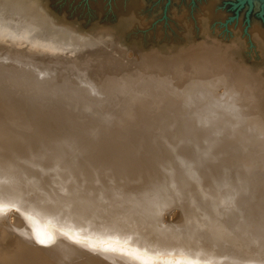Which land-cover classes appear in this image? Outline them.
Returning a JSON list of instances; mask_svg holds the SVG:
<instances>
[{
    "label": "rangeland",
    "instance_id": "1",
    "mask_svg": "<svg viewBox=\"0 0 264 264\" xmlns=\"http://www.w3.org/2000/svg\"><path fill=\"white\" fill-rule=\"evenodd\" d=\"M34 1L75 40L0 22V264H264V0Z\"/></svg>",
    "mask_w": 264,
    "mask_h": 264
},
{
    "label": "bare ground",
    "instance_id": "2",
    "mask_svg": "<svg viewBox=\"0 0 264 264\" xmlns=\"http://www.w3.org/2000/svg\"><path fill=\"white\" fill-rule=\"evenodd\" d=\"M0 22L11 23V24L15 25L16 27L21 28L23 30L29 28L30 30H34L35 34L37 36H40V37H42L44 39H48L50 37H53V35H55V38H56L57 41H65V42L69 43V42L72 41L71 38L73 37L72 36V31L69 30L67 32L64 28L63 29H58V28L54 27L50 23L48 15L45 12L44 8L42 6H40V4H38L34 0H0ZM95 35L96 34H94V37H95ZM73 40H75V38ZM101 40H104V39H101ZM210 57H211V55L209 53H207L205 51L204 52L200 51L199 53L195 54V60H194L195 62H194V64L190 65V67H192L196 71V75L195 76H197L198 79H199V83H198L199 88H198L196 94L197 95L199 94L200 97L203 94H207V90L206 89L200 88V83L201 82H203L204 85H205V83H207V84L209 83V84H213L215 86L214 83L220 84V81L222 80V75H221L222 64H220V62H223V61H219V60H216V59L212 60V59H210ZM210 62H212L213 64L210 63ZM122 63L124 65V62H122ZM126 64L127 63L125 62V65ZM160 69H162V67H160ZM234 72H235V74H233V77L235 79L234 81H236L238 84H240V86L242 87V93L244 95H247L245 98L247 100H249V98L251 96V91L253 89V88H251V85H253V83H254V81L256 79L254 80L253 79V75L251 73L246 72L245 69H240V68L237 67ZM136 73H138V72L136 71L133 74L135 75ZM142 75L148 81H149L150 77H154V79H155L154 73H150V75H146V74H142ZM132 77L134 78L135 83L133 84L132 89L129 90V91H131L130 92V96L134 100L133 104H135L139 100L138 94L142 95V94H144L146 92H149V90L151 88L149 87L150 86V84H149L150 81L149 82L148 81H137V80H135V76H132ZM157 77H159V76H157ZM10 82H12V81H10ZM258 82L261 83L260 82V78H258ZM8 84H10V83H8ZM18 85H20V84L18 83ZM248 85H250V86H248ZM256 85H258V83ZM157 86L160 89H162L161 92L164 91V89H163L164 85H161V84L159 85L158 84ZM15 88H16V85H15ZM228 88H229V90H231V88L229 86H228ZM124 89H126V88H124ZM121 90H123V89H121ZM121 93H122V91H121ZM209 93H211V92H209ZM25 100H26V98H25ZM39 100L42 101L43 98H42V100L39 98ZM44 102H47V101H44ZM40 103H38V104L36 103V104L39 105V107H40ZM36 104H34V106H36ZM128 104H129V102H128ZM25 107L26 106H24V108H22V109H25ZM48 107H49V104H48ZM3 108H7V106L6 107L0 106V109H3ZM230 109H231V107H230ZM232 110H233V108H232ZM19 111H21V108H20V110L18 109V111H17V113L19 115H21V113H23V112L22 111L19 112ZM4 122H5V120H4ZM11 205H13V204H11ZM47 205H49V203L45 204V207ZM38 210H39V207H38Z\"/></svg>",
    "mask_w": 264,
    "mask_h": 264
},
{
    "label": "snow or ice",
    "instance_id": "3",
    "mask_svg": "<svg viewBox=\"0 0 264 264\" xmlns=\"http://www.w3.org/2000/svg\"><path fill=\"white\" fill-rule=\"evenodd\" d=\"M3 213H4V207L0 206V214H3ZM34 235H35L37 242L39 244L45 245V246H47L49 243H51L54 239L51 235H45L40 230H34ZM75 242L79 243L80 241H79V239H76ZM89 247H92L93 249H95L97 247V245L93 244V243H89ZM101 248L104 251H116V250H118L112 244H108V243H102ZM121 251H123V250H121ZM123 254L129 255L131 258L136 259L138 261H141V264H148L147 260L142 259V257L139 255L138 250H133L131 252H123Z\"/></svg>",
    "mask_w": 264,
    "mask_h": 264
}]
</instances>
